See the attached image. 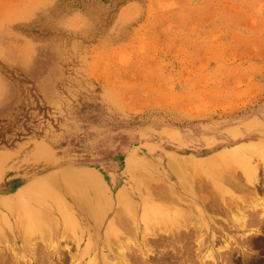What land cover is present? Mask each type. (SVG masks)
<instances>
[{"label":"rangeland","instance_id":"1","mask_svg":"<svg viewBox=\"0 0 264 264\" xmlns=\"http://www.w3.org/2000/svg\"><path fill=\"white\" fill-rule=\"evenodd\" d=\"M174 159L239 187L187 216L145 194ZM0 264H264V0H0Z\"/></svg>","mask_w":264,"mask_h":264},{"label":"bare ground","instance_id":"2","mask_svg":"<svg viewBox=\"0 0 264 264\" xmlns=\"http://www.w3.org/2000/svg\"><path fill=\"white\" fill-rule=\"evenodd\" d=\"M240 149V148H239ZM231 150H233V149H231ZM236 152V151H235ZM238 152V151H237ZM238 153H240V151L238 152ZM240 155V154H239ZM243 156V155H242ZM230 157H232L230 160H231V163H233V162H237L238 161V163L237 164H240V163H242V164H240L241 166L243 165V168H244V171H243V176L242 177H244V179L245 180H247V183L251 186V187H256L259 183H260V179H259V169H258V167L257 166H252V164L250 165V166H248V163H247V161H246V159L245 160H240V158H238V156H236L235 158H233V155L232 156H230ZM229 157V158H230ZM245 157V156H244ZM222 158V157H221ZM228 158V157H227ZM209 159V158H208ZM207 159V160H208ZM225 159V158H224ZM239 159V160H238ZM215 160H216V158H215ZM215 160H208L207 162L206 161H204V163H202V164H193V163H190V162H188L187 160V162L186 161H178V160H170V162H169V167H170V169L172 170V173L169 175V178L172 180V179H175V181L173 182V181H169L170 179H168V177L166 178V180L165 181H168V182H170L169 183V185L167 186V187H164V186H161L160 185V187H159V185H157L156 184V186H154V187H152V186H150L149 185V183H146V185L148 186V188L146 189V191H145V194H147V195H149L150 196V198H152V199H154V200H158L159 202L161 201V203L163 202V203H165V204H167L168 206H170V207H174L175 208V206H181L182 207V205L184 206V204L186 203V202H188V206L186 207L188 210V212L186 211L185 212V215L187 214V216H188V214H190V213H192V214H194V213H196V212H194V206L195 205H198V204H202L203 206H207V205H209V206H212V205H210L209 204V201H207V199H209L210 197H212V195L211 196H209V198H204V196L202 197V193H205V192H209V190L210 189H216V191L215 192H219V190H220V192L223 190L222 189V187H221V189H217L216 187H220V185L219 184H222V183H225V184H229V185H232V186H234L235 188H237V187H239L237 184V179H236V177L233 175V173L235 172H233V173H231L233 170L232 169H229V168H225V171L227 170L228 172H225L224 174H223V170L222 171H218L217 172V169L215 170V172H216V174L217 175H215L214 174V176H216L215 177V179H213V181L212 182H210V181H202L201 179H200V174H195L194 173V175L191 173V170H193V171H198V167L200 166V167H212L213 165V163H215ZM217 161V160H216ZM222 162H227V159H225L224 161H222ZM218 163V162H217ZM216 163V164H217ZM220 163L221 162H219L218 164L220 165ZM230 163V164H231ZM230 164L229 163H227V165L228 166H230ZM234 165V164H233ZM218 166V165H217ZM235 166H236V164H235ZM200 167H199V169H200ZM234 167V166H233ZM217 168H219V167H217ZM129 169V168H128ZM214 169V168H213ZM229 169V170H228ZM231 170V172H229ZM205 171V170H204ZM214 172V173H215ZM197 173H199V172H197ZM132 176V175H131ZM133 176H134V174H133ZM173 176V177H172ZM202 177V176H201ZM214 178V177H213ZM65 179H67V180H72L76 185L78 184V188L80 187L81 188V190H84L85 192H86V195H85V197H83L82 198V200H81V202H78V208L76 209V214L74 213V218H75V216H76V219L78 220H80V221H82V222H85V221H91V219H93V218H95L97 215L99 216V215H102V212L101 211H97L99 208L97 207L98 205L96 204V203H94V200L95 199H97V196L98 195H96L97 193H96V191H90V190H92V183H93V181L96 179V178H87L86 177V175H84V173H83V175H78V174H76V173H72V175H66V177H65ZM138 179V178H137ZM243 179V180H244ZM80 180L83 182V183H86V184H83L82 183V185L80 184ZM136 180V179H135ZM141 180H143V179H141ZM146 181V180H145ZM134 182V181H133ZM138 184H140V183H138ZM137 184V185H138ZM143 184H144V182H143ZM146 185H144V187H147ZM219 185V186H218ZM143 186V185H142ZM140 187V186H139ZM149 187H151V188H149ZM213 187V188H212ZM77 188V189H78ZM226 188H228L227 187V185H226ZM232 188V187H231ZM235 188H234V190H235ZM214 189V190H215ZM240 189V188H239ZM252 189V188H251ZM145 190V189H144ZM144 190H141V192H140V194H139V197H142V196H144V195H142V193H143V191ZM247 190H248V188H247ZM254 190V189H253ZM226 191H229V190H227L226 189ZM225 190H224V193L226 192ZM56 192H58V189H56ZM79 192V191H78ZM80 192H82V191H80ZM71 194H72V192H70ZM211 193H213L212 191L210 192V194ZM221 193H223V192H221ZM223 193V194H224ZM253 193H254V191H253ZM231 194H233V193H231ZM230 193H228V195H231ZM73 195V194H72ZM215 195H217V194H215ZM214 195V196H215ZM213 196V197H214ZM218 196H220V194L218 195ZM227 196V195H226ZM69 197V196H68ZM145 197V196H144ZM143 197V198H144ZM148 197V196H147ZM130 195L128 194V192L126 191V189L125 190H122V191H120L118 194H117V201H119V203H118V210H116L117 211V217H116V219H114V220H116L117 221V223L118 224H120L121 225V227H122V229L124 228L125 230H126V228L128 227V221L130 220V219H128V221H127V216H126V208L127 207H129L130 208V205L132 206L130 209H134V207H133V205L130 203ZM133 198V197H132ZM219 198V197H218ZM73 198H71V200H72ZM211 199V198H210ZM255 199H257V196H256V198ZM255 199H253L252 201H254ZM150 200V199H149ZM148 200V201H149ZM219 200H220V198H219ZM222 200H223V198H222ZM230 200H232L231 198H230ZM258 201H259V199H257ZM211 201V200H210ZM251 201V200H250ZM150 202V201H149ZM217 202V201H216ZM221 202V201H220ZM255 202V201H254ZM130 203V205H128ZM150 203H152V202H150ZM234 203H236V202H234ZM4 204V203H3ZM191 204V205H190ZM224 204H226V203H224ZM252 204H253V202H252ZM256 204V203H255ZM186 205V204H185ZM217 205V204H216ZM216 205H215V207H216ZM220 205H222V204H220ZM219 205V206H220ZM227 205V204H226ZM246 205V204H245ZM219 206H218V208H219ZM250 206V205H249ZM222 207V206H221ZM225 207V206H224ZM128 208V209H129ZM145 208V207H144ZM198 208V207H197ZM207 208V207H206ZM214 208V207H213ZM227 208H229V207H227ZM247 208V207H246ZM250 208V207H249ZM192 209V210H191ZM210 209V208H209ZM222 209H224V208H221V210ZM230 209H231V207H230ZM254 209V208H253ZM73 210V209H72ZM197 210H201V209H197ZM214 210V209H213ZM216 210V209H215ZM220 210V209H219ZM232 210V209H231ZM258 210V209H257ZM256 210V211H257ZM57 211V210H56ZM128 211V210H127ZM178 211V210H177ZM193 211V212H192ZM198 211V212H199ZM226 211V210H225ZM224 211V212H225ZM249 211V210H248ZM54 212V211H53ZM52 212V213H53ZM215 212V211H214ZM213 212V213H214ZM217 212V211H216ZM228 212H230V211H228ZM254 212V211H253ZM180 213V212H179ZM182 213V212H181ZM200 214H201V211L199 212ZM203 213V212H202ZM226 213H227V211H226ZM47 214H48V212H47ZM46 214V215H47ZM183 214V213H182ZM50 215V214H49ZM73 215V214H72ZM191 215V214H190ZM189 215V216H190ZM202 215V214H201ZM134 216V215H133ZM183 216V215H182ZM194 216H195V214H194ZM197 216V215H196ZM241 217H242V215H240ZM191 217H193L192 215H191ZM199 217V221H200V215L198 216ZM237 217V216H236ZM52 218H53V215H52ZM65 218H68V215L67 216H65ZM159 218V217H158ZM178 218H179V216H178ZM186 218V217H185ZM188 218V217H187ZM186 218V219H187ZM204 218V217H203ZM192 219V218H191ZM196 219V218H195ZM254 219V218H253ZM157 220V219H156ZM182 220V219H181ZM202 220V219H201ZM115 221V222H116ZM174 221V220H173ZM205 221H206V219H205ZM255 221V220H254ZM236 224H239L240 226H241V228H245V224H248L247 223V217H245V216H243L240 220H238V219H236L235 221H234ZM248 222H250V221H248ZM253 222V221H252ZM117 223H116V225H117ZM204 223V222H203ZM211 223V222H210ZM256 223V222H255ZM254 223V224H255ZM130 224V223H129ZM168 224V223H167ZM199 224V223H198ZM201 224V223H200ZM199 224V225H200ZM119 225V226H120ZM250 225V224H249ZM168 226V225H167ZM201 226V227H200ZM199 226V228H202V225H200ZM203 226H205L204 224H203ZM117 227H118V225H117ZM152 227V226H151ZM249 227V226H248ZM58 228V227H57ZM198 228V229H199ZM123 229V230H124ZM197 229V228H196ZM195 229V230H196ZM206 229V228H205ZM209 229V228H208ZM207 229V230H208ZM247 229V228H246ZM202 229H200V231H201ZM125 232V231H124ZM123 232V233H124ZM199 232V231H198ZM206 232H208V231H206ZM28 233H29V231H28ZM179 233H182V232H179ZM178 233V234H179ZM185 233V232H184ZM197 233V232H196ZM31 234V233H30ZM177 234V233H176ZM175 234V235H176ZM178 234L176 235L177 237H178ZM194 234V233H193ZM199 234H200V232H199ZM2 235V234H1ZM183 235V234H182ZM2 237V236H1ZM180 237V236H179ZM143 240V239H142ZM227 242H228V240H227ZM143 243V242H142ZM226 243V242H225ZM109 244V243H108ZM228 244V243H227ZM128 245V244H127ZM130 245V244H129ZM147 245V244H146ZM145 246V245H144ZM225 248H228L229 249V247H225ZM130 252V251H129ZM147 252H149V251H147ZM123 254H126L125 253V249L123 248V252H122ZM125 257H126V255H125ZM124 257V258H125Z\"/></svg>","mask_w":264,"mask_h":264}]
</instances>
